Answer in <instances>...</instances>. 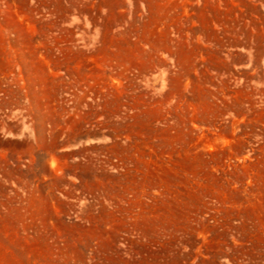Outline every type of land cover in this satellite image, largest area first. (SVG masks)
Wrapping results in <instances>:
<instances>
[{
    "label": "rangeland",
    "instance_id": "374dc122",
    "mask_svg": "<svg viewBox=\"0 0 264 264\" xmlns=\"http://www.w3.org/2000/svg\"><path fill=\"white\" fill-rule=\"evenodd\" d=\"M0 264H264V0H0Z\"/></svg>",
    "mask_w": 264,
    "mask_h": 264
}]
</instances>
